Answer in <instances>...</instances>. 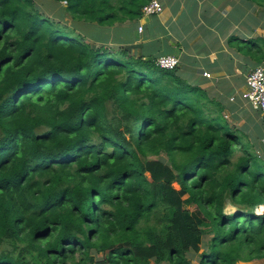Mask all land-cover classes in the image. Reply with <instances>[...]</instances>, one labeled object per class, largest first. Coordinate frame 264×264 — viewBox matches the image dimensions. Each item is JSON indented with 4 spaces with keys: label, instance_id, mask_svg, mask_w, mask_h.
Masks as SVG:
<instances>
[{
    "label": "trees",
    "instance_id": "16d2710c",
    "mask_svg": "<svg viewBox=\"0 0 264 264\" xmlns=\"http://www.w3.org/2000/svg\"><path fill=\"white\" fill-rule=\"evenodd\" d=\"M48 1L0 0V264L264 259V144L178 68L61 21L149 0Z\"/></svg>",
    "mask_w": 264,
    "mask_h": 264
},
{
    "label": "crops",
    "instance_id": "0c3cea01",
    "mask_svg": "<svg viewBox=\"0 0 264 264\" xmlns=\"http://www.w3.org/2000/svg\"><path fill=\"white\" fill-rule=\"evenodd\" d=\"M157 1L158 14L112 25L73 19L64 12L61 21L90 44L130 46L144 57H177L178 74L219 103L229 124L250 125L245 132L264 144L262 112L243 97L248 72L264 64V5L253 0ZM249 41L253 44L246 50L242 43Z\"/></svg>",
    "mask_w": 264,
    "mask_h": 264
},
{
    "label": "built area",
    "instance_id": "2783aa9c",
    "mask_svg": "<svg viewBox=\"0 0 264 264\" xmlns=\"http://www.w3.org/2000/svg\"><path fill=\"white\" fill-rule=\"evenodd\" d=\"M161 11V5L157 0H149L142 7V16H150L158 14ZM139 31L142 30V26L138 27ZM179 59L172 55H159L155 59V64L166 70L177 67ZM209 76L207 72L203 73ZM243 97L254 108L259 109L262 112L264 118V64L258 65L251 69L246 76V90L243 92Z\"/></svg>",
    "mask_w": 264,
    "mask_h": 264
},
{
    "label": "rangeland",
    "instance_id": "374dc122",
    "mask_svg": "<svg viewBox=\"0 0 264 264\" xmlns=\"http://www.w3.org/2000/svg\"><path fill=\"white\" fill-rule=\"evenodd\" d=\"M255 3H257V0H253ZM35 2H36V4H37V6H38V8L43 12V13H45L46 14V12H47V14L49 15V16H54V15H57V8L55 7L54 8V6L48 1V0H35ZM251 2V1H250ZM65 4V1H62V3L60 4V5H64ZM58 9H60V7H58ZM65 17V16H64ZM56 19V18H55ZM250 44H253L252 43V41H249V42H247V43H244V48H246V50L249 48V45ZM117 48V47H116ZM239 123V122H238ZM230 124L232 125V126H235V127H242V129L244 130V131H246L245 129H246V127H248V128H251V126L250 125H248V124H243V126H239L238 124H236L235 122H233V121H230ZM241 125V124H240ZM263 128H264V124H262L261 125ZM240 129V128H239ZM246 132H248V131H246ZM160 158H162V159H165V155L164 154H161V156H160ZM175 187L177 188L178 186L175 184ZM258 207V206H257ZM256 207V209H255V211L256 212H258L257 210H258V208ZM260 213H262V212H260ZM206 238H207V235L205 236L204 235V238H203V240L205 241L206 240ZM204 248V246L202 245V248H201V250ZM188 256H189V259H190V261H191V263L192 264H195L196 262H197V254H188ZM161 264H165V263H161ZM237 264H264V261H259V260H252V261H247V262H243V261H239V262H237Z\"/></svg>",
    "mask_w": 264,
    "mask_h": 264
},
{
    "label": "water",
    "instance_id": "95a60500",
    "mask_svg": "<svg viewBox=\"0 0 264 264\" xmlns=\"http://www.w3.org/2000/svg\"><path fill=\"white\" fill-rule=\"evenodd\" d=\"M145 61H153V57L152 56H146V57H144L143 58ZM233 210H235V208H233V207H231L230 205H227L226 207H225V210H224V212L225 213H229V212H231V211H233Z\"/></svg>",
    "mask_w": 264,
    "mask_h": 264
},
{
    "label": "clouds",
    "instance_id": "9594fccd",
    "mask_svg": "<svg viewBox=\"0 0 264 264\" xmlns=\"http://www.w3.org/2000/svg\"><path fill=\"white\" fill-rule=\"evenodd\" d=\"M258 213V212H257Z\"/></svg>",
    "mask_w": 264,
    "mask_h": 264
}]
</instances>
